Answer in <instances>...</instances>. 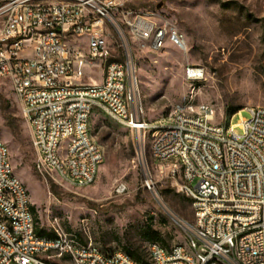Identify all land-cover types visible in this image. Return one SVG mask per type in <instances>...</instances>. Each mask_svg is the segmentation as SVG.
Listing matches in <instances>:
<instances>
[{
  "label": "built area",
  "instance_id": "1",
  "mask_svg": "<svg viewBox=\"0 0 264 264\" xmlns=\"http://www.w3.org/2000/svg\"><path fill=\"white\" fill-rule=\"evenodd\" d=\"M136 1L0 0V79L10 83L20 102L31 130L34 167L43 177L56 175L77 187H82V180H90L91 185L105 160L103 147L94 137L84 136L87 112L97 110L94 101L74 104V90L101 92L106 101L130 115L135 129L153 130L142 100V112L132 107V94H137L132 57L127 53L115 57L108 30L121 34L120 17L132 36L153 50L168 44L185 50L187 38L176 32L168 42H161L162 33L173 25L129 8ZM203 72L188 66L186 77L203 78ZM245 110L249 116L232 124L234 114L219 121L212 103H177L172 111L183 115V131L172 136L171 111L165 138L152 151L160 167L168 165L163 171L173 185L192 201L195 222L186 242L199 244L212 264H264V105ZM196 123H203V130H196L197 142L187 168L196 183L179 181L183 140ZM67 131H78V140L67 141V151L57 153L58 141L65 140ZM170 145H177V159H170ZM208 150H215L216 158H208ZM229 152L238 153V160H229ZM201 158L210 159V168L196 171ZM56 164H63V173H56ZM212 166H219V174H212ZM203 178H210V187H203ZM125 190L124 184L117 189ZM32 206L30 192L12 166L9 146L0 138V264H58L61 260L130 264L129 258L119 254L106 257V251L93 242L72 246L63 231L53 237L39 235ZM255 225H262V232H255ZM233 237H241L238 254H230ZM147 264H196V258L185 251L169 255L152 247Z\"/></svg>",
  "mask_w": 264,
  "mask_h": 264
},
{
  "label": "rangeland",
  "instance_id": "2",
  "mask_svg": "<svg viewBox=\"0 0 264 264\" xmlns=\"http://www.w3.org/2000/svg\"><path fill=\"white\" fill-rule=\"evenodd\" d=\"M129 8L153 14L187 38L185 50L170 44L153 50L143 47L119 16L121 34L108 30L115 57H132L137 96L147 119L166 122L174 105L185 101L214 104L219 121L230 117L233 109L264 105V0H139ZM188 66L202 68L204 77L187 79ZM1 102L6 108L0 107V138L30 192L39 230L63 231L105 251L133 250L143 262L149 260L151 242L167 247L186 243L195 222L192 201L167 177L163 169L168 165L160 167L153 157L150 134L133 132L96 110L91 132L105 160L94 183L77 187L36 172L30 126L5 79H0ZM241 116L248 117V110L235 113L231 123ZM179 165L178 161V178ZM121 184L126 187L123 192L117 191Z\"/></svg>",
  "mask_w": 264,
  "mask_h": 264
},
{
  "label": "bare ground",
  "instance_id": "3",
  "mask_svg": "<svg viewBox=\"0 0 264 264\" xmlns=\"http://www.w3.org/2000/svg\"><path fill=\"white\" fill-rule=\"evenodd\" d=\"M176 32H181L178 28L168 27V33H162L161 42H168L169 36H176ZM204 77V72H203ZM193 82L199 81L202 78L190 77L187 78ZM83 101H94L97 110H100L119 124L125 126L127 129L137 132L150 134L153 138L152 151L155 149V143L165 138V129L170 120L162 122V120L153 121V130L147 128H136L131 125V117L128 113H123L115 102L106 101V97L97 90H87L85 93L81 90H74V104H81ZM132 107L134 112H142V102L139 100L137 94H132ZM245 107L238 112L241 114ZM94 112H87L86 121H84V136L93 137L91 132V118ZM196 130H203V123H196V129H189V136L183 140V151L179 158V166L181 175L179 181H188L189 183H196V176H189L187 171L188 163L192 160L193 149L197 142ZM171 131L172 136H180L183 131V115H179V111H174L171 118ZM78 140V131L65 132V140H59L57 144V153H64L67 151V141ZM177 159V145H170V159ZM208 158H216L215 150H208ZM201 158V162H196V171H203V168H210V159ZM229 160H238V153L229 152ZM56 173H63V164H56ZM179 172L177 171V177ZM212 174H219V166H212ZM90 185V180H82V186ZM203 187H210V178H203ZM255 232H262V225H255ZM66 242L71 243L72 246H80V240L72 235L66 234ZM149 245V257L152 256V247L162 250V253H169V255H177L179 250L190 253L196 258V264H212V260H206V251L197 243L175 244L170 247L164 246L159 242H151ZM239 247H241V237H233V244L230 245V254H238ZM119 254L122 257L129 258L130 264H147L135 260L129 253L121 250L106 251V257H117Z\"/></svg>",
  "mask_w": 264,
  "mask_h": 264
},
{
  "label": "trees",
  "instance_id": "4",
  "mask_svg": "<svg viewBox=\"0 0 264 264\" xmlns=\"http://www.w3.org/2000/svg\"><path fill=\"white\" fill-rule=\"evenodd\" d=\"M0 107H1L2 109H5V108H6V104L3 103V102H1V103H0ZM240 109H241V108H239V109L236 108V109L231 110L230 115L235 114V113L238 112ZM32 208H33V211H34V213H35V217H36L35 207L32 206ZM36 220H37V219H36ZM37 232H38L39 235H41V236H46V237H53V236L56 235V233H49V232H47V231H45V230H42V229L39 230L38 228H37ZM127 253H129V254H130L135 260H137V261H139V262H142V263H147V262H143L142 259H141V257H140L139 255H137V253H136L135 251H133V250H128Z\"/></svg>",
  "mask_w": 264,
  "mask_h": 264
},
{
  "label": "water",
  "instance_id": "5",
  "mask_svg": "<svg viewBox=\"0 0 264 264\" xmlns=\"http://www.w3.org/2000/svg\"><path fill=\"white\" fill-rule=\"evenodd\" d=\"M162 6V3L158 4V7H161Z\"/></svg>",
  "mask_w": 264,
  "mask_h": 264
}]
</instances>
